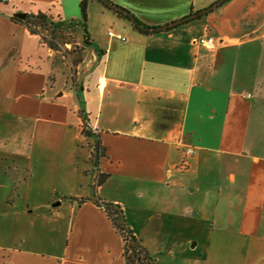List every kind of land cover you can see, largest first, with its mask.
I'll list each match as a JSON object with an SVG mask.
<instances>
[{"label": "crops", "instance_id": "1", "mask_svg": "<svg viewBox=\"0 0 264 264\" xmlns=\"http://www.w3.org/2000/svg\"><path fill=\"white\" fill-rule=\"evenodd\" d=\"M81 1L0 3V264H124L99 172L155 264H264V0L153 34L88 0L90 46ZM109 1L160 27L219 0ZM21 13L59 20L57 49Z\"/></svg>", "mask_w": 264, "mask_h": 264}, {"label": "trees", "instance_id": "2", "mask_svg": "<svg viewBox=\"0 0 264 264\" xmlns=\"http://www.w3.org/2000/svg\"><path fill=\"white\" fill-rule=\"evenodd\" d=\"M96 1H98L99 3H101L102 5L107 7L108 9L114 11L120 17L129 20L133 24L135 29L138 30L139 32H141L143 34L158 33V31H153V32H149L148 31V29H156L158 27L148 26V25L142 23L133 14H131L129 11L124 9L127 13H129V16H131L133 18V20H131L127 14H124L122 12H118L116 10H113V9L109 8L102 1H100V0H96ZM106 1L109 2V3H112L109 0H106ZM225 2L226 1H224L222 4H224ZM87 6H88V0H82L81 3H80V12H81V18H82V22H83V27H84V30H85L84 42L86 44L90 45L91 43H90L89 35H88V32H87ZM192 14H195V13L192 12L190 15H188V16H186L184 18H187V17L191 16ZM184 18H182V19H184ZM198 19L199 18H195V19L189 20L187 22H184L181 25L190 23V22L198 20ZM12 20L14 22H16V23H22V24L26 25L31 33L40 35L42 37L43 41L50 48L57 49L56 43H54L52 40H48L38 30V28L46 29L45 28L46 27L45 23L48 20V16H46L45 14H42V13H38L36 15H34V14H26L24 19H21V18L17 17V15H16V16L12 17ZM174 28L175 27L167 28L164 31H160V32H167V31H170V30H172ZM83 134L86 137H94V143H93V146H92V154H91V162L93 163L94 167L97 168L99 166L100 160L105 157V150L102 147L100 141L98 140L97 134L95 132H93L89 128V126L86 125V124H84V126H83ZM93 159L96 162H93ZM108 177L109 176L106 175V174H102L100 172L98 173L97 178H96V182L93 185L94 201L99 207H101L104 210V212L106 213L107 217L111 221L114 229L121 236V238L123 240V260H124V264H155L154 260L150 256V254L147 252V250L144 248V246L142 245L140 240H138L136 238V236L134 235L133 231L128 226V224L126 222V219L124 217L123 210L121 209V207L119 205H117V204H113V203H108V202L102 201L99 198V196L97 195L98 186H100L102 183H104L107 180ZM73 201H76L77 203L81 204V203H85L87 201H90V199L81 198V199H74Z\"/></svg>", "mask_w": 264, "mask_h": 264}, {"label": "rangeland", "instance_id": "3", "mask_svg": "<svg viewBox=\"0 0 264 264\" xmlns=\"http://www.w3.org/2000/svg\"><path fill=\"white\" fill-rule=\"evenodd\" d=\"M10 2H12V0L7 1V2H3V3L8 4ZM80 14H81V12H80ZM49 21H52V20L48 18V21L45 23L46 29L38 28V30L48 40H51V38L54 34H56L57 32L59 33V29H58L59 20H55L53 22L55 24V26L49 24ZM82 24H83V22H82ZM82 31L84 34L85 30H84L83 26H82ZM52 32H54V33H52ZM60 36L62 37V39H63L62 41L64 44L67 43V44L71 45L70 47H66L65 55H66L67 59L69 60V64L72 65V68H75L79 63L80 57L78 54H73V52H81V47H80L81 45L78 44V39H77V34L75 33V29L68 31L67 33H63ZM86 45H88V44H86ZM256 115H257L256 119L262 120L263 122H261V124L264 126V109L260 110V112L257 113ZM92 146H93V144H92ZM93 162H96V161L93 159Z\"/></svg>", "mask_w": 264, "mask_h": 264}, {"label": "water", "instance_id": "4", "mask_svg": "<svg viewBox=\"0 0 264 264\" xmlns=\"http://www.w3.org/2000/svg\"><path fill=\"white\" fill-rule=\"evenodd\" d=\"M100 1H102L104 4H106V6H108L109 8H111V9H113V10H116V11H118V12H122V13H124V14H127V15L129 16V13H127L124 9H122V8H120V7H118V6L114 5V4H112V3H109V2H107L106 0H100ZM224 1H227V0H219V1L215 2L214 4H212L210 7L206 8V9H204V10H202V11H199V12H197V13H195V14H192L191 16H189V17H187V18H184V19L178 20V21H176V22H172V23H170V24H168V25H165V26H160V27H158V28H156V29H148V31H149V32H153V31H158V32H160V31H164V30L167 29V28L177 27V26H179V25H181V24H183L184 22H187V21H189V20H192V19H195V18H201V17H203V16L208 15V14H209L210 12H212L214 9L218 8L219 6H221V4H222ZM25 16H26V14H24V13L17 14V17H19V18H21V19H24ZM129 18H130L131 20H133V18H132L131 16H129Z\"/></svg>", "mask_w": 264, "mask_h": 264}, {"label": "built area", "instance_id": "5", "mask_svg": "<svg viewBox=\"0 0 264 264\" xmlns=\"http://www.w3.org/2000/svg\"><path fill=\"white\" fill-rule=\"evenodd\" d=\"M7 1H10V0H0V3L7 2ZM196 43L198 45L205 46L207 48H212L213 45H214V39L211 36L201 37V38H199V39L196 40ZM192 153H193V150L192 149H187L186 150V152H185V158H184V161H183V165L184 166L186 165V158L189 157V156H191Z\"/></svg>", "mask_w": 264, "mask_h": 264}]
</instances>
